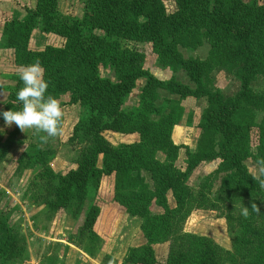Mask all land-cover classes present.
Wrapping results in <instances>:
<instances>
[{
    "label": "trees",
    "instance_id": "obj_1",
    "mask_svg": "<svg viewBox=\"0 0 264 264\" xmlns=\"http://www.w3.org/2000/svg\"><path fill=\"white\" fill-rule=\"evenodd\" d=\"M81 1V16L61 12L59 0H36L34 5L26 3L21 4V10L14 9L3 24L0 49L13 58L15 65L39 61L49 82L46 95L60 101L69 94L68 101H60L61 106L79 104L85 109L69 139L82 137L88 145L78 155L77 168L67 175L50 167L56 147L45 133L33 129L29 149L17 160L16 170L20 174L41 167L31 179L29 202H42L55 212L71 206L79 209L90 192L97 193L103 177L114 175V201L129 214L143 218L142 230L148 239V245L131 249L127 262L157 264L152 245L171 241L167 264H225L227 252L214 240L184 231L174 234L167 193H179L185 220L196 202L205 197L206 182L215 178L214 174L221 175L219 192L229 194L231 199L245 190L264 191V174L255 176L245 163L252 141L257 144L260 137L254 158L264 166V118L256 121L250 103L253 82L264 75V2L172 0L175 7L169 10L166 0ZM36 31L46 37L55 35L63 43L47 42L43 48H34L31 37ZM203 39L218 55L219 64L239 80L236 94L225 95L219 88H212L206 78V62L187 58L179 49L180 44L193 47ZM144 43L151 44L175 71L185 70L193 85L175 78H158L145 68L139 48ZM107 64L114 68L116 80L101 74L102 65ZM14 73L16 82L8 87L9 100L3 110L19 107L15 93L22 82L19 72ZM140 78L146 79L140 97L148 108H157L148 100L151 96L156 100L159 90L179 96L169 99L170 109L161 116L163 120L127 109L126 101ZM187 97L204 99L206 107L198 124L197 145L186 149L182 168L176 165L182 146L172 141L171 133L180 120V100ZM253 100L259 107L264 105V95H256ZM105 131L138 132L142 144L113 145ZM158 152L165 155L163 161ZM214 160H220L217 171L204 177L197 189L191 187L188 182L196 168ZM153 202L160 212H152ZM100 214L101 206L91 202L80 228V235L89 238L91 248L102 241L96 229ZM246 229L248 237L237 245L242 264H264V225ZM23 241L19 231L0 214V264L17 262Z\"/></svg>",
    "mask_w": 264,
    "mask_h": 264
},
{
    "label": "rangeland",
    "instance_id": "obj_2",
    "mask_svg": "<svg viewBox=\"0 0 264 264\" xmlns=\"http://www.w3.org/2000/svg\"><path fill=\"white\" fill-rule=\"evenodd\" d=\"M35 1L0 0V42L4 21L10 18L14 9L21 10V4L34 5ZM245 1L264 2V0ZM166 4L169 10L175 7L172 0H166ZM83 9L81 0H59V10L64 14L81 16ZM61 41L63 43V40L55 35L46 37L40 31H36L31 37L34 48H43L47 42L59 45ZM139 48L144 54L145 68L155 76L164 80L175 78L193 85L185 70L175 71L170 64L164 63L151 44H140ZM179 49L187 58L198 57L206 62V78L212 88H219L225 95L237 93L240 88L239 80L219 64L218 55L211 52V45L206 39L193 47L180 44ZM7 54L6 51H0V95L4 92V97L0 96V109L8 103V87L15 85L14 72H19L23 67L15 65L13 58H9ZM9 74L10 76H7ZM101 74L112 80L117 78L110 64L102 65ZM145 82V78L138 79L125 105L129 110L147 112L150 117L158 120L169 112V99H178L179 96L159 90L156 100H151L153 96L148 100L157 108H148L140 97ZM256 95H264V75H260L253 82L250 102L252 109L255 110V119L260 122L264 118V105L257 106L258 103L253 100ZM68 100L69 94L63 95L60 99L62 102ZM180 105L182 108L180 120L173 126L171 139L175 144L182 146L176 165L184 168L186 149L192 150L197 145L200 135L198 124L205 110L206 101L187 97L180 100ZM62 109L61 132L56 137H50L56 152L50 158L49 165L54 172L67 175L77 168L78 155L82 148L88 145V141L82 137L69 139L74 123L84 116L85 109L79 104L63 105ZM0 127L4 128L3 133H0V214L5 215L9 225L17 229L20 236L24 238L17 262L7 261L6 264H132L126 261L128 253L131 249L148 245V239L142 230L143 218L129 214L123 206L114 201V175L103 177L97 193L90 192L79 209L71 206L55 212L49 210L42 202L32 204L29 202V187L33 175L41 167L20 174L16 170L17 160L29 149L33 139V129H26L24 132L14 124L10 127L5 126L2 119H0ZM256 133L255 130L254 135ZM104 135L113 145L134 142L142 144V136L138 132L105 131ZM257 140V144L256 141H252L250 155L245 160L250 172L255 176L261 174L259 169L262 167L254 158L258 152L260 137H257ZM157 156L162 161L165 159L162 152H158ZM219 163L220 160L201 163L191 175L189 185L197 189L204 177L217 171ZM101 164L102 156L99 159V165ZM214 177L206 182L205 197L196 202L185 220L182 219L183 209L178 202L179 193L177 194L175 190L167 193L173 213V232L177 234L184 231L210 238L226 250L225 264H242L240 247L237 249V245L241 246L244 238L248 237L247 226L264 225V191L262 189L245 190L231 199L229 194L219 192L221 175L214 174ZM146 179L150 182L148 175ZM93 201L101 206L96 229L102 241L91 248L89 238L80 235V228L83 225L85 210ZM252 204L256 205L255 211L250 207ZM243 206H249L247 217L239 213V209ZM151 210L157 213L161 211V208L153 202ZM228 216L233 218L230 220ZM170 244L171 241H165L152 245L159 260L157 264H167ZM108 257L116 259L117 262H110Z\"/></svg>",
    "mask_w": 264,
    "mask_h": 264
},
{
    "label": "clouds",
    "instance_id": "obj_3",
    "mask_svg": "<svg viewBox=\"0 0 264 264\" xmlns=\"http://www.w3.org/2000/svg\"><path fill=\"white\" fill-rule=\"evenodd\" d=\"M22 82V87L17 89L15 99L19 103L16 110L0 109V119L5 126L13 124L24 131L34 129L38 132L45 133L48 137H56L61 132V121L63 109L58 98L52 95H46L49 82L44 78L43 68L39 61L32 62L23 66L18 73ZM4 128L0 127V133ZM264 174V166L259 169ZM264 183V182H262ZM253 211L256 205L250 206ZM243 217L249 215V206H243L239 209Z\"/></svg>",
    "mask_w": 264,
    "mask_h": 264
},
{
    "label": "crops",
    "instance_id": "obj_4",
    "mask_svg": "<svg viewBox=\"0 0 264 264\" xmlns=\"http://www.w3.org/2000/svg\"><path fill=\"white\" fill-rule=\"evenodd\" d=\"M0 51H1V50H0ZM1 95H2V93H1ZM1 95H0V96H1ZM2 96L4 97V92H3V95H2ZM1 99H2V98H1Z\"/></svg>",
    "mask_w": 264,
    "mask_h": 264
}]
</instances>
